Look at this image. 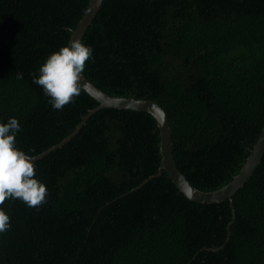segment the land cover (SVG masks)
<instances>
[{
    "label": "trees",
    "instance_id": "trees-1",
    "mask_svg": "<svg viewBox=\"0 0 264 264\" xmlns=\"http://www.w3.org/2000/svg\"><path fill=\"white\" fill-rule=\"evenodd\" d=\"M89 2L0 0V123L19 121L16 147L31 157L99 104L82 88L55 110L33 83ZM81 42L96 87L165 110L191 185L213 191L233 179L264 126V0H103ZM160 140L146 111L93 113L33 161L45 203L0 205L11 225L0 264H264V156L233 196V219L229 200L194 202L157 175Z\"/></svg>",
    "mask_w": 264,
    "mask_h": 264
},
{
    "label": "clouds",
    "instance_id": "clouds-1",
    "mask_svg": "<svg viewBox=\"0 0 264 264\" xmlns=\"http://www.w3.org/2000/svg\"><path fill=\"white\" fill-rule=\"evenodd\" d=\"M93 50L80 39L73 38L67 46L52 53L42 64L33 83L41 86L55 110L74 103L82 91V73ZM23 79V73L17 74ZM86 90V89H85ZM21 125L16 118L0 123V205L8 199H17L29 208H38L46 202V185L36 176L33 157L16 147V135ZM10 217L0 210V233L9 230Z\"/></svg>",
    "mask_w": 264,
    "mask_h": 264
},
{
    "label": "water",
    "instance_id": "water-1",
    "mask_svg": "<svg viewBox=\"0 0 264 264\" xmlns=\"http://www.w3.org/2000/svg\"><path fill=\"white\" fill-rule=\"evenodd\" d=\"M103 0H90L87 9L85 10L82 18L79 20L76 27L71 30L69 42L73 39L82 40L88 27L92 24L93 19L98 13ZM69 44V43H68ZM82 88L90 94L94 99L98 101V105L91 109L87 115H85L81 122L78 124L74 132L66 137L59 144L44 151L40 155L33 157V161L43 157L48 152L63 146L72 137H74L78 131L86 124L89 117L104 107L117 108V109H131L136 111H146L150 113L157 121L160 131V154L161 165L157 175H160L163 171H166L169 177L172 179L177 188L190 200L201 204H214L220 203L225 200H229L233 212V219L235 218V209L233 206V196L248 182L253 175L255 169L261 162L264 156V126L261 133L254 144L253 148L239 170V172L223 187L213 191L200 190L186 179L184 174L179 170L176 164V160L173 155V142H172V130L170 122L165 110L155 101L139 99L134 97H121L111 96L90 82L87 77L82 73L81 80ZM153 178V177H152Z\"/></svg>",
    "mask_w": 264,
    "mask_h": 264
}]
</instances>
